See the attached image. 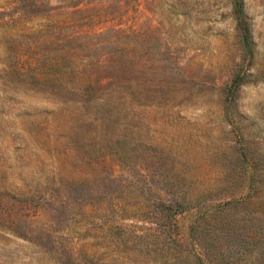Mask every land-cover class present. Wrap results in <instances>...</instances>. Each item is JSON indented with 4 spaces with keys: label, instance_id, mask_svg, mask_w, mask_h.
Instances as JSON below:
<instances>
[{
    "label": "rangeland",
    "instance_id": "rangeland-1",
    "mask_svg": "<svg viewBox=\"0 0 264 264\" xmlns=\"http://www.w3.org/2000/svg\"><path fill=\"white\" fill-rule=\"evenodd\" d=\"M241 3L0 0V264H264V0Z\"/></svg>",
    "mask_w": 264,
    "mask_h": 264
},
{
    "label": "trees",
    "instance_id": "trees-1",
    "mask_svg": "<svg viewBox=\"0 0 264 264\" xmlns=\"http://www.w3.org/2000/svg\"><path fill=\"white\" fill-rule=\"evenodd\" d=\"M241 1L242 0H237V6H236V13H237L239 19L242 18V14H243ZM241 30H242L243 36L245 38L246 44H247V46H249L248 37H247L248 36V27H246L244 24H242ZM242 83H243V81L241 78H236L232 82V88L236 90L237 88H239L242 85ZM181 207L183 208V205L178 206V209H176V213L182 212L183 209H180Z\"/></svg>",
    "mask_w": 264,
    "mask_h": 264
}]
</instances>
